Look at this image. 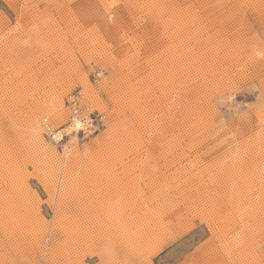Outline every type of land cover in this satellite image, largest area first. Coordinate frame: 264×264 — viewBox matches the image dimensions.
<instances>
[{
	"label": "rangeland",
	"instance_id": "obj_1",
	"mask_svg": "<svg viewBox=\"0 0 264 264\" xmlns=\"http://www.w3.org/2000/svg\"><path fill=\"white\" fill-rule=\"evenodd\" d=\"M0 264H264V0H0Z\"/></svg>",
	"mask_w": 264,
	"mask_h": 264
},
{
	"label": "bare ground",
	"instance_id": "obj_2",
	"mask_svg": "<svg viewBox=\"0 0 264 264\" xmlns=\"http://www.w3.org/2000/svg\"><path fill=\"white\" fill-rule=\"evenodd\" d=\"M79 119V118H78ZM77 124H79L80 126L79 127H81V124L79 123V121H76L75 120V122H74V126L77 128Z\"/></svg>",
	"mask_w": 264,
	"mask_h": 264
},
{
	"label": "snow or ice",
	"instance_id": "obj_3",
	"mask_svg": "<svg viewBox=\"0 0 264 264\" xmlns=\"http://www.w3.org/2000/svg\"><path fill=\"white\" fill-rule=\"evenodd\" d=\"M111 7H113V8H115L116 6L115 5H112ZM229 99H231V98H229ZM80 125L79 124H77V127H79Z\"/></svg>",
	"mask_w": 264,
	"mask_h": 264
}]
</instances>
